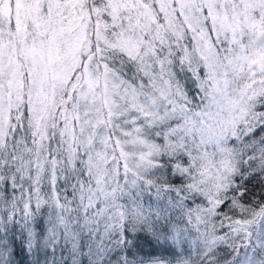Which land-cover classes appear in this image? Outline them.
<instances>
[{"label": "snow or ice", "instance_id": "1", "mask_svg": "<svg viewBox=\"0 0 264 264\" xmlns=\"http://www.w3.org/2000/svg\"><path fill=\"white\" fill-rule=\"evenodd\" d=\"M0 264H264V0H0Z\"/></svg>", "mask_w": 264, "mask_h": 264}]
</instances>
